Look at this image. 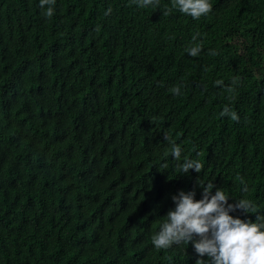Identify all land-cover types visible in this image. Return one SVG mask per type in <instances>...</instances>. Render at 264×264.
Instances as JSON below:
<instances>
[{
	"label": "trees",
	"instance_id": "obj_1",
	"mask_svg": "<svg viewBox=\"0 0 264 264\" xmlns=\"http://www.w3.org/2000/svg\"><path fill=\"white\" fill-rule=\"evenodd\" d=\"M209 2L193 19L172 0H55L52 17L0 0V264L208 261L152 236L211 182L255 204L234 218L264 219V0Z\"/></svg>",
	"mask_w": 264,
	"mask_h": 264
},
{
	"label": "clouds",
	"instance_id": "obj_2",
	"mask_svg": "<svg viewBox=\"0 0 264 264\" xmlns=\"http://www.w3.org/2000/svg\"><path fill=\"white\" fill-rule=\"evenodd\" d=\"M140 8L149 6L158 8L160 0H133ZM55 0H40L41 8L48 5L43 13L47 17L54 14ZM172 7L178 8L183 14L199 19L212 11V4L209 0H172ZM199 33H197V36ZM197 36H193L194 46L186 49L188 54L196 57L202 51V42L195 43ZM210 55H216L215 50H210ZM222 85V80L215 82ZM236 80H233V84ZM174 95H180V86L170 89ZM229 94L235 89L229 87ZM221 116H230L233 121L239 117L225 105ZM167 140L168 137H165ZM171 153L177 161L181 158L182 149L179 145L171 142ZM183 174L190 169L200 173L203 165L198 160L185 158L178 164ZM243 183V181H242ZM202 198L195 199V192H184L181 190L178 195L172 197L175 203L174 210H170L167 219L161 224L160 230L152 236V243L157 249H167L173 244L189 242L193 243L196 253L200 257L207 255L208 261L198 259L196 264H264V219L257 216L256 222H245L240 218H234L229 213L236 210H243L245 213L255 212V204L247 199H241L236 204H228L229 196L223 189H217L212 195L215 185L206 183L200 185ZM247 191L245 187L243 189ZM194 236L199 237L194 240Z\"/></svg>",
	"mask_w": 264,
	"mask_h": 264
}]
</instances>
